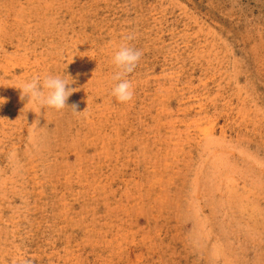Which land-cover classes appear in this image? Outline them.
Wrapping results in <instances>:
<instances>
[{
	"label": "rangeland",
	"instance_id": "1",
	"mask_svg": "<svg viewBox=\"0 0 264 264\" xmlns=\"http://www.w3.org/2000/svg\"><path fill=\"white\" fill-rule=\"evenodd\" d=\"M0 96V264H264V0H0Z\"/></svg>",
	"mask_w": 264,
	"mask_h": 264
},
{
	"label": "clouds",
	"instance_id": "2",
	"mask_svg": "<svg viewBox=\"0 0 264 264\" xmlns=\"http://www.w3.org/2000/svg\"><path fill=\"white\" fill-rule=\"evenodd\" d=\"M131 39H133V35L126 34L123 38L124 42L116 47L111 56V64L116 70L111 75L113 84L110 95L120 103L129 102L133 98V85L125 77L133 71L142 54L140 50L134 49L126 43ZM71 83L70 77L65 79L61 75H45L43 78L33 76L30 79H25L21 85L14 87L19 89L21 99L27 97L26 102L31 100L36 105L37 111L46 107L61 110L68 106L66 100L76 90L68 86ZM6 99V97L0 96V105H3ZM71 107L73 110L75 109L74 105Z\"/></svg>",
	"mask_w": 264,
	"mask_h": 264
}]
</instances>
